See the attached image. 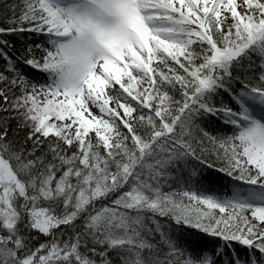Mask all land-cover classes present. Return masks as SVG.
<instances>
[{"label": "snow or ice", "instance_id": "6c2138e0", "mask_svg": "<svg viewBox=\"0 0 264 264\" xmlns=\"http://www.w3.org/2000/svg\"><path fill=\"white\" fill-rule=\"evenodd\" d=\"M0 264H264V0H0Z\"/></svg>", "mask_w": 264, "mask_h": 264}, {"label": "trees", "instance_id": "16d2710c", "mask_svg": "<svg viewBox=\"0 0 264 264\" xmlns=\"http://www.w3.org/2000/svg\"><path fill=\"white\" fill-rule=\"evenodd\" d=\"M10 39H11L13 42L17 43V45L19 46V40H20V38H18V37H10Z\"/></svg>", "mask_w": 264, "mask_h": 264}]
</instances>
